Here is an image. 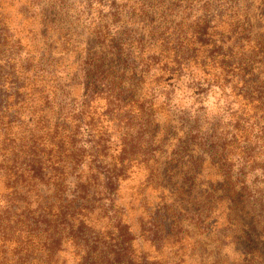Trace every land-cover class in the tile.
I'll return each instance as SVG.
<instances>
[{"label": "rangeland", "instance_id": "obj_1", "mask_svg": "<svg viewBox=\"0 0 264 264\" xmlns=\"http://www.w3.org/2000/svg\"><path fill=\"white\" fill-rule=\"evenodd\" d=\"M88 76L98 89L122 78L116 93L148 101L155 120L104 196L86 181V115L91 130L121 116L102 115ZM85 96L81 130L57 146L54 124L72 126L60 112ZM76 197L83 215L67 206ZM171 203L182 227L156 238L152 218ZM104 242L131 264H264V0H0V264H88L91 248L99 264Z\"/></svg>", "mask_w": 264, "mask_h": 264}, {"label": "trees", "instance_id": "obj_2", "mask_svg": "<svg viewBox=\"0 0 264 264\" xmlns=\"http://www.w3.org/2000/svg\"><path fill=\"white\" fill-rule=\"evenodd\" d=\"M206 23L208 24L209 20L208 17H204ZM207 26V25H206ZM206 29V28H205ZM199 34V32H198ZM91 78V76H88ZM88 78V79H89ZM97 78L93 76L88 82H86V88L85 91L92 86V88L95 90L97 89L96 96H99V94H105V104L104 109L102 110V115L113 113L114 109H111L113 106L119 107L116 110V114L121 116V119L117 120L116 123H110L109 120H105L104 129L103 126L96 127L95 128L98 131H93L89 129L90 124L92 123V117H89L88 109L90 107V101L88 100V96L84 99H81V105H78L76 107V103L73 107L76 108H69L71 110V114L69 116L63 115L64 113L60 112L59 117L63 116V120H69L72 124L71 127H68L65 125L64 122L62 123H55L51 132V139L55 142L54 144H57V146H61L66 143V139H69L68 137H75L78 135V132L81 130L83 126L82 120L84 117L85 112H87L86 117L88 119V122L86 124V131L90 132V135L93 137L91 138L88 143L90 146V149L95 152V157L93 161V165L90 166L88 172L90 174L89 178L86 179L88 183H94L97 190L99 192H95L97 196L101 194V196H104L106 190L113 191L118 187L119 181H118V173H124L127 169V166L125 165V160L127 153H125V148L127 146H131V150H134V146L138 144V142H141V140H144L145 143L143 145V148L147 150V146L150 142H153L152 138V132L153 129H155V120L153 118V109L152 105L149 104L148 101H145L142 99L135 98L134 95L129 96H123L127 93V91L124 88H120L121 92L116 93V89L120 87L122 83V78H119L118 83H111L108 86H103V88L98 89L94 87V83L96 82ZM99 86L100 83H99ZM167 97L164 96L163 103L167 102ZM47 103V102H46ZM120 105V106H119ZM56 107H59L61 111H65L66 107H61L59 104L56 105ZM97 113V112H96ZM99 113V112H98ZM97 113V114H98ZM114 114V113H113ZM101 116V114H100ZM99 116V117H100ZM121 122V123H120ZM120 123V124H119ZM96 125V124H95ZM121 125V134L119 135L121 137L120 141L123 144L122 147L119 148V151L116 152L115 156H118L115 159H110V161H106V144L110 140V134L115 129V127H119ZM51 128L48 129L47 133H49ZM58 130L62 131L63 134H61ZM119 130V128H118ZM98 152H104L103 156L98 154ZM177 165V164H176ZM177 166H171L170 168H166V171L176 170ZM166 172V173H167ZM187 172H185L186 174ZM166 176V175H165ZM188 176V175H187ZM150 177V176H148ZM183 181H187L186 176L182 178ZM103 190V191H101ZM105 191V192H104ZM84 193H89V190H84ZM187 194L186 190L184 188H180V195L185 197ZM94 194L91 193L87 197H92ZM213 191L207 190L204 193L203 197V203L207 206L210 204V201L212 199ZM95 198V195L88 201L89 198H84L86 201L85 203L93 202ZM83 198L76 197L74 200L71 201L67 206L69 207V211H72L74 209L80 214L83 215L86 213L88 207L84 206L82 202ZM200 200V198H199ZM254 206V205H253ZM61 210H66L62 208ZM185 210V206L183 204L177 205L172 204L170 205L167 210H165L166 213H169V217L167 218L166 215H160L152 218L153 222V231L155 234V237L157 238H164L168 239L172 234H178L179 230H177V227H182L179 224V219L181 217L182 212ZM255 210V209H253ZM207 212V211H206ZM207 215V214H204ZM58 216H62L64 218H67L69 221V226L73 227L71 224L70 218L64 214L62 211L61 213H58ZM85 221L81 220L79 229H76L75 231L81 233L86 228L84 226ZM111 233V232H110ZM95 249V248H94ZM129 249L122 248L120 244H114L111 245L109 242H104L103 250H100L95 255V261H98L99 264H131V262H125L127 258V254ZM92 248L89 249L87 252V262L88 264H93V259L91 258V255L93 254ZM148 260L146 256L141 257L139 262H134V264H148Z\"/></svg>", "mask_w": 264, "mask_h": 264}]
</instances>
